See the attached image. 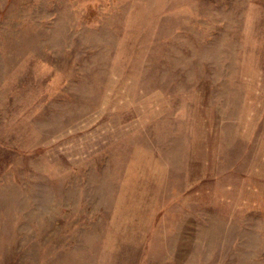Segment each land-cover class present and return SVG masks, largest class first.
Segmentation results:
<instances>
[{"label": "rangeland", "instance_id": "374dc122", "mask_svg": "<svg viewBox=\"0 0 264 264\" xmlns=\"http://www.w3.org/2000/svg\"><path fill=\"white\" fill-rule=\"evenodd\" d=\"M0 264H264V0H0Z\"/></svg>", "mask_w": 264, "mask_h": 264}]
</instances>
